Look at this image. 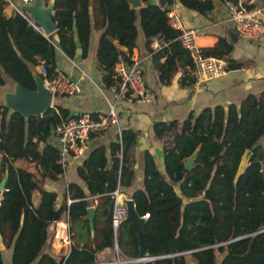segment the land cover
<instances>
[{
  "label": "trees",
  "instance_id": "trees-1",
  "mask_svg": "<svg viewBox=\"0 0 264 264\" xmlns=\"http://www.w3.org/2000/svg\"><path fill=\"white\" fill-rule=\"evenodd\" d=\"M162 1L164 5L148 3L133 8L126 0H93V7L91 0H54L56 30L49 35L58 49L54 51L46 35L20 12H14L12 17L6 15L4 6L8 2L0 0V86L9 79L35 90L33 70L41 60L50 65L49 76L55 71V55L62 58L63 53L74 58L80 47L81 56L86 57L92 18L94 26L102 29L95 57L104 73L105 87L114 82L115 64L127 59L137 46L140 30L159 81L171 83L175 70L184 68L179 84L193 83L192 58L178 41L179 31L167 18L168 5L176 0ZM178 1L185 8L206 15L213 9L214 0ZM48 2L43 0L45 6ZM249 7H253L252 3ZM155 37L162 42L157 49L150 46ZM217 38L214 47L201 49L202 55L222 59L231 68L238 67L231 58L233 43L229 37L221 34ZM0 111V181L5 179L0 199V233L3 249L12 247V264H92L105 248L113 250L115 243L121 259L137 258L139 243L131 221L122 219L116 231L112 225L113 208L109 212L108 202L115 200V190H124L139 216L148 214L142 227L148 255H162L174 247L182 218L179 235L189 230L187 236L195 245L215 243L219 235L252 233L235 241L231 254L228 246H216L196 256L187 253L196 264H215L216 251L224 253L222 264H264V91L259 97L247 95L239 105L206 107L185 120L179 131L176 121L155 122L153 131L161 142L160 153L155 156L165 175H159L152 155L146 152L153 166L144 160L141 175L136 177L139 155L134 148V132H130L133 136L128 135L130 139L122 135L107 146L94 147L76 167L79 183L67 182L66 195L72 202L64 208H56V193L44 185L58 181L63 173L58 163V146L47 140L55 125L69 116L68 109L57 102L55 94L52 107L42 114L25 117L5 104L0 105ZM170 135L172 144L167 145L165 140ZM108 149L111 169L106 167ZM246 151H250L248 166L237 175ZM17 158L35 164L30 169L17 168ZM186 158L192 159L189 167ZM36 191L40 196L34 202ZM91 206L95 213L93 229L85 218ZM65 209L73 244L68 255L56 260L41 254V250L48 238V226L59 220ZM206 234L210 241H206ZM3 249L0 264H4ZM132 264L178 263L162 258Z\"/></svg>",
  "mask_w": 264,
  "mask_h": 264
},
{
  "label": "crops",
  "instance_id": "crops-1",
  "mask_svg": "<svg viewBox=\"0 0 264 264\" xmlns=\"http://www.w3.org/2000/svg\"><path fill=\"white\" fill-rule=\"evenodd\" d=\"M20 1L14 0L16 4H20ZM7 2L8 4L4 6V12L6 15L12 17L16 10L11 0H7ZM53 2L54 0H49L48 5ZM148 3L164 5L162 0H148L144 2V5ZM250 3L253 6L264 7V0H252L249 1V5ZM91 6L93 7V0H91ZM168 8L167 18L170 15L174 16L180 20L184 27H193L198 31L197 44L200 49L214 47L218 40L217 36L226 34L233 43L231 58L234 60V64L239 66L231 68L229 63L226 62L229 70L224 75L207 80L201 84L193 82L186 85H180L178 82L184 72V68H179L175 70L171 83L162 84L158 79L157 71L153 69L151 53L145 46V38L140 30L137 46L133 48L132 52H139L141 56L145 57L143 74L145 84L151 90L153 99L146 103L119 101L116 109L119 115L120 133L116 126H112L101 133L93 134L88 141L84 153L71 160L65 176H60V179L56 182H46L44 188L56 193V208L65 207L66 198L69 197L66 195L67 182L74 181L79 183V179L75 176L76 167L81 164L87 155L86 153L94 147L101 144L107 146L110 142L117 141L122 135L129 138L128 135H132L130 132H134L137 136H132L137 139V143L136 146L133 144L135 151L139 155L136 165V177L138 178L141 175L142 162L144 160L149 162L145 156L146 152L152 155L157 170L162 175H165L161 164L155 156V153H160L159 148L161 146L160 140L155 136L153 131V124L155 122L170 123L176 121L177 126L182 127L185 120L190 116H196L206 107H214L216 105L227 106L229 104L239 105L247 95L252 94L259 97L264 91V36L257 40H249L236 34L232 39L231 35L235 31L228 19L229 9L226 2L214 0L213 9L206 15L185 8L178 0L168 5ZM52 13L54 14V11ZM101 32V28L94 26L92 18L87 56L83 58L80 47H78L74 58H68L61 53L62 58L55 55L57 58L56 66L52 62L55 70L69 74L81 86V92L76 95H58L63 97H57V102L68 109L69 115L87 113L92 119L96 118L98 113L106 111L108 101L113 100L110 86L105 87L102 81L104 73L98 67L95 57V49ZM157 39H152L151 48H153L154 40ZM123 50L125 51L126 48H123ZM38 66L39 64L34 68V73L38 72ZM191 74L193 75V70ZM7 83L13 82L7 79ZM13 84L15 85V83ZM47 141L50 144H57L56 137L52 132L49 134ZM107 157L108 162L106 167L111 169L112 160L109 149L107 150ZM34 164V162H30L26 158H17L14 161V166L17 168L30 169ZM137 178L135 180H138ZM123 192L124 190L119 193L120 198L126 201L128 198ZM39 196L40 193L36 191L34 193V202L37 201ZM91 207L94 208V206ZM57 221L52 222L48 226V238L41 250V254H48L56 260L63 255H68L70 252L67 244L61 239L59 230L57 229ZM113 251L114 248L113 250L105 248L97 255V262L114 260L112 258ZM11 256L12 247L3 249L2 257L4 264H12Z\"/></svg>",
  "mask_w": 264,
  "mask_h": 264
},
{
  "label": "built area",
  "instance_id": "built-area-1",
  "mask_svg": "<svg viewBox=\"0 0 264 264\" xmlns=\"http://www.w3.org/2000/svg\"><path fill=\"white\" fill-rule=\"evenodd\" d=\"M22 1L24 4H29L30 0ZM226 3L229 9L228 19L236 34L249 40H257L264 36V7H249V1L246 0H239L237 3L227 1ZM17 11L20 12L19 10ZM168 20L170 25L179 31L177 37L178 41L184 49L188 50L192 58L195 83L201 84L202 82L220 77L227 73L229 67L226 61L202 55L201 49L197 44L198 31L195 28L184 27L180 20L171 15L168 16ZM155 38L157 39V37ZM161 46L162 42L158 39L154 40V49L160 48ZM144 60L145 57L141 56L139 52H131L128 54L127 59H121L115 64L113 74L114 82L110 85V90L113 93V100L108 101L106 111L98 113L94 119L89 117L87 113L69 115L55 125L52 133L56 137V145L59 149L58 163L63 169L61 176H65L71 160L84 153L88 141L93 134L101 133L112 126H116L120 133L119 115L116 109L119 101L146 103L153 99L151 90L145 84L143 74ZM49 67L50 66L45 61H42L39 63L37 73L42 77L43 87L49 90L52 95L72 96L81 92V86L78 81L63 71L55 70L48 76ZM180 128L181 126L178 125L176 131H179ZM165 143L167 145L172 144L171 135L165 140ZM113 193L115 195V200L112 209V225L114 231H116L119 222L126 217L127 207L125 200L120 198L119 191L115 190ZM71 202L72 199L67 197L65 207H68ZM143 217L147 218L148 214ZM57 229L59 230L61 239L67 244L68 250L70 251L72 239L70 221L66 209L57 221ZM114 250L117 260L98 261L92 264H132L134 262L153 261L169 256L167 254H147L134 259H121L116 243Z\"/></svg>",
  "mask_w": 264,
  "mask_h": 264
},
{
  "label": "water",
  "instance_id": "water-1",
  "mask_svg": "<svg viewBox=\"0 0 264 264\" xmlns=\"http://www.w3.org/2000/svg\"><path fill=\"white\" fill-rule=\"evenodd\" d=\"M130 7L138 8L144 6L143 0H126ZM246 1H252V0H246ZM18 7L23 9L24 12H21L20 14L23 16L24 19L35 25L37 28H40L44 31L46 35H50L56 30V23L53 20V3L45 6L43 4L42 0H33L32 3L19 5ZM15 8V6H14ZM17 14L18 11L15 8ZM236 33H233L231 35V38L233 39L235 37ZM34 80H35V90H29L24 87H22L19 84H15V94L8 95L6 99L5 105L10 108L13 111L19 112L25 117L31 116V115H38L42 114L46 110L52 107L53 103V95L52 93L43 87L42 85V77L39 73H34ZM18 88L20 90L18 91ZM249 155L250 151H246L243 155L241 162L239 164L237 175L243 173L245 168L248 166L249 162ZM191 158H186L185 162L187 164V167H189ZM158 173L159 171L156 170ZM264 172V171H263ZM160 175V173H159ZM5 184V179L0 181V194H2V190ZM126 218H128L131 221L132 228L134 229L136 236L138 238L139 243V256L142 257L147 255L146 248L144 246L143 242V224L146 221L145 217H141L137 214L134 203L131 199H127L126 201ZM114 200H110L108 202V210L109 212L113 208ZM85 218L89 220L90 228L93 229L94 227V208L88 207L87 212L85 215ZM243 236L241 238L247 237ZM240 238V239H241ZM4 247L2 242V237L0 233V249Z\"/></svg>",
  "mask_w": 264,
  "mask_h": 264
},
{
  "label": "rangeland",
  "instance_id": "rangeland-1",
  "mask_svg": "<svg viewBox=\"0 0 264 264\" xmlns=\"http://www.w3.org/2000/svg\"><path fill=\"white\" fill-rule=\"evenodd\" d=\"M32 2H33V0L29 1V3H32ZM19 3H20L19 5H24L22 0ZM20 10H21V12H24L22 8ZM46 38L51 42V45H52L54 51H57L58 49L56 50V45L49 38V35H46ZM42 53L44 54L43 51H42ZM46 57L49 60H51L48 56H46ZM15 87L16 86L13 83H7L4 86H0V105L6 103L5 101H6L7 97H8V95L15 94ZM53 97H54V95H53ZM57 97L61 98L63 96H58L57 95ZM53 102H54V98H53ZM59 196H60V194H59ZM181 225H182V221H181ZM181 225H180L179 230H178L177 240L175 242L174 247L172 249H170L169 251H166L164 253V255H166V254L169 255L168 257H166V258L169 259V261H173L174 263H178V264H184L183 263L184 256L187 253L195 254V256H196L200 252L211 250L212 248H215L216 246H228L230 254H231L232 248L235 245L234 244L235 241H237L241 237L245 236V235L242 236L240 234H238V236H236V235L220 236L219 235L217 237V240H216L215 243H211L210 244V243L207 242V243H202L200 245H195L193 243V241L187 236L188 234H190L189 230H187V229L183 230V232L181 231L182 234L179 235L180 229H181ZM210 227H212V226H210ZM248 235H252V233H249ZM205 239H206V241H210L209 240L210 239V235L206 234V238ZM185 246H188L190 248H186ZM112 258H114V260H117L115 250L113 251V257ZM223 259H224V253H219V252L216 251L215 264H222ZM186 260H187V264H196L194 259H193V257L191 255H186Z\"/></svg>",
  "mask_w": 264,
  "mask_h": 264
},
{
  "label": "bare ground",
  "instance_id": "bare-ground-1",
  "mask_svg": "<svg viewBox=\"0 0 264 264\" xmlns=\"http://www.w3.org/2000/svg\"><path fill=\"white\" fill-rule=\"evenodd\" d=\"M33 24V23H32ZM35 26V25H34ZM36 27V26H35ZM37 28V27H36ZM37 29H39V28H37ZM40 30V29H39ZM41 31V30H40ZM44 35H45V33H44V31L42 30L41 31ZM20 90V88H18V91Z\"/></svg>",
  "mask_w": 264,
  "mask_h": 264
}]
</instances>
